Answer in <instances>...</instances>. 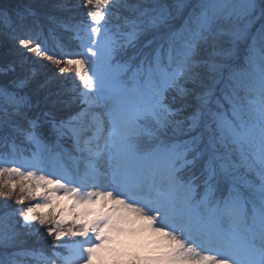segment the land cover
I'll return each instance as SVG.
<instances>
[{"label": "snow or ice", "instance_id": "6c2138e0", "mask_svg": "<svg viewBox=\"0 0 264 264\" xmlns=\"http://www.w3.org/2000/svg\"><path fill=\"white\" fill-rule=\"evenodd\" d=\"M40 7L0 24L74 75L0 63V264H264V0Z\"/></svg>", "mask_w": 264, "mask_h": 264}, {"label": "rangeland", "instance_id": "374dc122", "mask_svg": "<svg viewBox=\"0 0 264 264\" xmlns=\"http://www.w3.org/2000/svg\"><path fill=\"white\" fill-rule=\"evenodd\" d=\"M46 2L47 3H53V0H48ZM74 3H75V0H74ZM75 12L78 13L80 11L78 9H72L71 11H66L64 13L69 14V15H74ZM5 35H6V37H9V35L4 34L3 35L4 38H5ZM11 44H12L13 48H11L10 50L6 49V51H9V52H7L8 55L5 58L0 59V61L4 62L5 60H23L24 69L34 68L38 74V79H44L46 77H52L53 73H55L56 76L70 77V76L74 75V73H72V72L60 74L56 67H54V68L50 67V69L49 68L46 69L47 65L49 64V61H47L46 58H40L38 53H35V51L28 52L26 49L25 50H18L19 49L18 41H14ZM6 46H8V45H6ZM12 46H10V47H12ZM12 49H13V51H12ZM58 51H59V48H58ZM2 62H0V63H2ZM17 73H20V66L19 65L17 67ZM0 78L3 80L5 79L3 76H0ZM42 211H47V209L46 208L42 209ZM144 239H145L144 237L135 236V235H131V234H120L116 237L115 247L127 248V247L131 246V247L135 248L138 244L143 243Z\"/></svg>", "mask_w": 264, "mask_h": 264}, {"label": "trees", "instance_id": "16d2710c", "mask_svg": "<svg viewBox=\"0 0 264 264\" xmlns=\"http://www.w3.org/2000/svg\"><path fill=\"white\" fill-rule=\"evenodd\" d=\"M46 1H48V0H0V7L9 8V7L16 5L17 3H27V4H31L34 7H36L38 12H43V11H45V9L41 8L40 6L51 4V3H47ZM71 1L74 3V0H71ZM168 2H171V0H168ZM47 10L51 11V9H47ZM62 15L67 16V17L74 16L76 19H79L81 16V13L75 12L74 15H69V14L63 13ZM46 31L47 30H45V32ZM10 32H11V29L4 27L3 24H0V59H3L8 55L7 52H9V51H6V49L10 50L11 48H13L11 43L14 41L12 39H10V37H6V35H5V38L3 36L4 34L10 33ZM57 34L60 37L59 43L65 45V46H68L71 43L70 33L63 32L61 29L57 28ZM6 45H8V46H6ZM10 46H12V47H10ZM45 47H47L49 49L50 53L53 51L58 52L57 41H54L51 38L47 39ZM12 51H13V49H12ZM0 62H2V61H0ZM50 67L54 68L56 66L53 65L51 62H49L46 69H48V68L50 69ZM2 81H3V79L0 78V82H2ZM25 91H29V89H25ZM12 250L13 249H7V251H12ZM0 251H3V250H0ZM24 259H27V258H24ZM29 264H31L30 261H29Z\"/></svg>", "mask_w": 264, "mask_h": 264}]
</instances>
